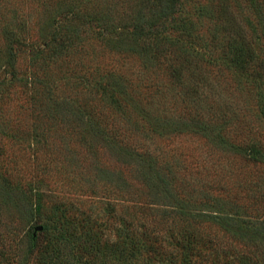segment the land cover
Wrapping results in <instances>:
<instances>
[{"label": "rangeland", "instance_id": "1", "mask_svg": "<svg viewBox=\"0 0 264 264\" xmlns=\"http://www.w3.org/2000/svg\"><path fill=\"white\" fill-rule=\"evenodd\" d=\"M201 1L206 9L190 35L178 39L182 28L168 24L158 39L123 42L113 35L143 13L141 0H0V143L10 157L0 178L17 190L10 200L0 194V264H10L11 223L21 229L20 264L38 225L44 229L36 234L37 250L61 246L66 258L90 264H115L122 249L131 264H182L188 239L206 256L193 254L190 264L218 257V264H264L255 255L259 245L201 213L264 214V0H226L256 51L244 68L224 56L232 32L210 12L216 0ZM69 9L107 16L110 26L101 34L103 22L84 23L66 65L36 66L31 47L5 34L14 29L25 43L38 44L68 29L72 22L61 11ZM172 59L183 62L182 76H168ZM118 80L128 94L121 87L111 104L98 87ZM81 101L103 113L109 108L92 119L111 133L94 134L92 119L69 112ZM188 113L206 124H192ZM248 147L261 149L256 159ZM61 231L70 238L65 248L57 242Z\"/></svg>", "mask_w": 264, "mask_h": 264}, {"label": "trees", "instance_id": "2", "mask_svg": "<svg viewBox=\"0 0 264 264\" xmlns=\"http://www.w3.org/2000/svg\"><path fill=\"white\" fill-rule=\"evenodd\" d=\"M191 1V0H190ZM188 0H141V10H143V13H140L139 16L135 19L134 24L121 28L120 31L116 32L115 35L117 39L125 42L129 41L131 39L133 42H137V39L139 36L151 34L154 35L153 37L158 39V36L164 34L167 29L169 28L168 24H171L173 29L172 31H178L176 29H179L178 27H181L183 31H178V34H175L176 38L181 39L184 35H190V30L192 26H194L195 20L197 21V18L202 13L203 8H205V3H203L201 0H192L193 6L188 7ZM251 4H254L257 2L256 0H250ZM229 4L226 2V0H216L211 2L210 6V12L213 16H216L218 19H221V23L223 26H225L226 29H229L232 34L227 35L226 42L228 44V48L230 47V51H227L224 53V56L229 59L230 62L235 64L238 67H245L246 63L248 62V58L255 53V49L253 48V45L250 41H248L247 34L245 32H240L239 24H236L235 17L231 11H229ZM198 7V8H197ZM193 8H197V13L193 10ZM140 10V11H141ZM66 13L65 17L70 18L68 22H72V24L67 27L68 29H63L59 33L63 37V39H58L56 33L53 34L51 37H46L43 39L42 42L38 44H28L25 43L23 38L16 37L13 31L14 29L7 31L5 34L8 37H12L13 39H9L11 43H16L18 46H30L31 47V53L33 58V63L39 67V65H44L48 63H59L62 61V64H67V57L69 56L70 49L72 48V44L75 41L77 37H80L82 27L85 25L84 23L87 22H98L97 24H106L103 25H97V30L101 34H105L104 31L107 29L109 32V26L110 22L108 21V17L104 16L101 19H98L97 17H92L89 13L87 14H81L78 10L69 9L66 11H61V14ZM104 38H106L104 36ZM135 46V45H131ZM15 56V53L11 54L10 62L13 60ZM249 56V57H248ZM12 58V59H11ZM61 64V65H62ZM169 68L172 69L170 72L171 74H168V76H171L173 78L178 77L179 75L182 76L180 73L181 67H183L182 61H176L175 59L169 60V63H167ZM114 75H107L106 77L112 78ZM126 85V84H125ZM121 87H124V81L122 84V81H117V86L114 84H109L107 82H102L100 86L98 87L100 95H103L104 97H107L109 103L113 104L116 99H118V96L120 95ZM117 88V89H116ZM125 89L127 87H124ZM125 93L124 91H122ZM128 94V88L126 90V93ZM155 94V96H157ZM154 96V95H153ZM32 97L33 96H30ZM124 97H126L124 95ZM163 96L160 97V99ZM123 98V97H122ZM138 96L135 95V98L133 99V108L137 109L138 105ZM124 99V98H123ZM34 100V98H33ZM193 104L195 103L194 100H192ZM116 103V102H115ZM87 102L81 101L79 107L81 109L72 108L69 112L75 113L76 116H81L84 118V114L87 115L88 118L92 119L94 117L96 118H102L105 117L106 112L103 113L100 111L97 107L100 106H88ZM150 106H152V103H148ZM147 104V106H148ZM111 108H115L120 110H123L124 112H127V107H118L117 104H114L111 106ZM83 110V111H82ZM138 110V109H137ZM148 110V109H147ZM149 113V111H146ZM147 113V114H148ZM123 115L125 113L122 112ZM128 114V113H127ZM199 113H188L190 120L192 124H201L204 122L206 124L204 117L202 118ZM85 115V116H86ZM186 116V114H185ZM176 117V116H175ZM160 118V117H159ZM101 120H94L90 121L89 126L93 130V133H98L101 135L106 136L107 134L111 133V130L108 128L101 127ZM211 126V125H209ZM86 130V128H85ZM113 132V131H112ZM123 146V143H122ZM248 154H250L251 158L256 159L257 155L261 153V149H255L252 150L251 147L246 148ZM9 149L6 147V143H0V167H5V165H8V162L10 161ZM262 190V189H261ZM17 192L16 187L12 184L5 182L0 178V194L2 199L10 200L12 197H14L15 193ZM259 199L262 200L264 198V190L261 192V196L259 194ZM262 198V199H261ZM264 202V199L262 200V203ZM164 205V204H163ZM170 206V205H168ZM178 209L179 206H176ZM162 211L168 212L169 210L167 208H163ZM180 210H176L175 213L177 215L181 214ZM203 217H206L208 219L214 218L215 220H220V224L225 227V230L231 233H235V235H238L243 240H250L252 242V245H259L263 250L255 252V255L258 256V259H262L264 261V214L262 216H257L258 213L255 215H251L249 218H243L242 215L234 214V213H227L222 210H210V209H203L202 210ZM186 215L188 212H186ZM213 216V217H212ZM188 219H192V217H187ZM1 221V218H0ZM231 221H235L237 224V228L234 227V223H231ZM239 223V224H238ZM233 224V225H232ZM9 232H10V241L12 242V255L9 258L10 264H20L18 257H17V247L19 248V234L21 233V229H19L16 225L10 224L9 226ZM28 228V226H27ZM44 229V227H43ZM42 229V230H43ZM20 230V231H18ZM26 234L27 231H26ZM36 236H34V233L30 235V238L28 240L27 244V250L24 256L23 264H90L89 261H79L75 257L66 258V254L63 255V251L60 245L65 248L67 244L70 242V238L68 235H65L64 231L60 232V235L58 236L57 242L60 247H56L53 250V253L50 252H44L41 250H37ZM131 245V244H128ZM127 248H129L127 246ZM185 248V254L182 260V264H190V256L191 255H198L200 259L203 261H206V256L203 253V249L199 251H195V245L192 244V240L188 239L187 244L184 246ZM119 253L117 254L118 257H116V263L115 264H131L129 263V256L130 253L126 252V249H122L121 251L118 250ZM244 257V256H243ZM220 262V257L216 259L215 261ZM257 260V259H255ZM219 262H214L212 264H218ZM244 263L251 264L250 260L243 259ZM173 264V263H171ZM224 264H232L229 260L224 262Z\"/></svg>", "mask_w": 264, "mask_h": 264}, {"label": "water", "instance_id": "3", "mask_svg": "<svg viewBox=\"0 0 264 264\" xmlns=\"http://www.w3.org/2000/svg\"><path fill=\"white\" fill-rule=\"evenodd\" d=\"M43 229V226L42 225H38L35 227V232H34V236H36L37 232L38 231H41Z\"/></svg>", "mask_w": 264, "mask_h": 264}]
</instances>
